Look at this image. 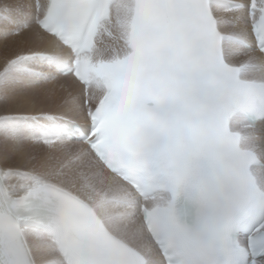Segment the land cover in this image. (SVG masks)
Returning <instances> with one entry per match:
<instances>
[{
	"label": "snow or ice",
	"instance_id": "snow-or-ice-1",
	"mask_svg": "<svg viewBox=\"0 0 264 264\" xmlns=\"http://www.w3.org/2000/svg\"><path fill=\"white\" fill-rule=\"evenodd\" d=\"M0 264H264V0H0Z\"/></svg>",
	"mask_w": 264,
	"mask_h": 264
}]
</instances>
